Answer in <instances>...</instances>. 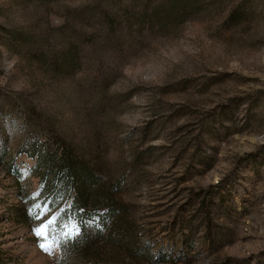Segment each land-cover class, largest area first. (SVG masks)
<instances>
[{
    "label": "rangeland",
    "instance_id": "374dc122",
    "mask_svg": "<svg viewBox=\"0 0 264 264\" xmlns=\"http://www.w3.org/2000/svg\"><path fill=\"white\" fill-rule=\"evenodd\" d=\"M0 264H264V0H0Z\"/></svg>",
    "mask_w": 264,
    "mask_h": 264
},
{
    "label": "trees",
    "instance_id": "16d2710c",
    "mask_svg": "<svg viewBox=\"0 0 264 264\" xmlns=\"http://www.w3.org/2000/svg\"><path fill=\"white\" fill-rule=\"evenodd\" d=\"M165 3L159 5L157 8H160V6H163ZM66 155V154H65ZM60 173H58L57 176L60 175H67L69 177V179H71L73 182H71L70 180V185H68V187L66 186L65 191H74L75 192V197L73 198L72 201V208H74L75 210H79L80 208H82V206H85V204H88V198L85 197L83 199V192L87 193L88 190H91V188H94L96 184H98V178L94 179L90 185H89V189L88 190H84L83 186L85 184V182H81V184L79 186H77V182L76 180L74 181L75 177L73 176V170L75 169V165L73 163V161L66 155L63 161V164L60 165ZM59 168V167H58ZM76 170V169H75ZM86 175L88 180L90 178L95 177V172L91 169H88L86 171ZM63 179V178H62ZM67 184V183H66ZM109 200V197H108Z\"/></svg>",
    "mask_w": 264,
    "mask_h": 264
},
{
    "label": "snow or ice",
    "instance_id": "6c2138e0",
    "mask_svg": "<svg viewBox=\"0 0 264 264\" xmlns=\"http://www.w3.org/2000/svg\"><path fill=\"white\" fill-rule=\"evenodd\" d=\"M53 222H54L53 220H49V221H48V224L50 225V224H52ZM79 234H80V233H79V229H78V227H77L76 225H73L72 228H71V231H69V232L66 233V236H67L68 238H75V237L78 236ZM38 235H39V233H38ZM40 247H41V250L47 251V248L45 247V245L41 244Z\"/></svg>",
    "mask_w": 264,
    "mask_h": 264
}]
</instances>
